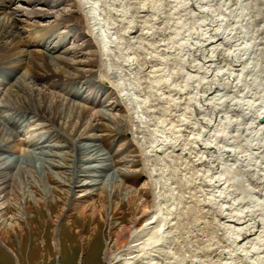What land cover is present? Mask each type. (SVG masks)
<instances>
[{
    "label": "bare ground",
    "instance_id": "obj_1",
    "mask_svg": "<svg viewBox=\"0 0 264 264\" xmlns=\"http://www.w3.org/2000/svg\"><path fill=\"white\" fill-rule=\"evenodd\" d=\"M79 1V6L92 21L89 24L90 27L93 26V31H91L94 36L93 42H97L101 49L99 58H105L107 61L106 66L109 68L107 70L115 72L118 87L122 88L123 98L128 102L130 113L132 111L134 113L133 122H145L147 128L151 126L149 122H153V126L162 129L161 135L156 139L153 138L155 139L154 144L147 147L146 154L161 161L164 157L162 155L178 154V157L185 158V161L192 162L200 169L194 177L189 176L187 178L186 185L177 182L179 183L178 186H173L174 183L170 182L171 179L165 178L167 171H162L158 175L154 173L152 177L160 178L155 183L153 182L157 193H155L153 209H151L144 201H141L133 189L123 184V177L117 169H114L111 162L113 156L104 147L103 150L107 152L102 151L100 135H97V137L91 132V136L85 137L83 143L80 142V139L73 140L76 144L75 151L64 154L57 152L62 145H55L48 141L49 135L36 137L29 133L28 142L30 144L28 147L33 149V152L28 151V153H24L22 157H19L5 150L4 153H1L4 158L0 160V179L4 180L9 174H13L15 180H19L15 191L20 196V199L18 198L22 207L20 215H27L25 206L28 203L35 204L38 201L28 188L31 185L36 186L43 193V203L56 205L57 198L53 192L57 193V191L50 186V181L53 180L50 176L59 178L61 176L59 183L69 187L74 195L77 192L80 193V189H82L81 192H85L84 195L77 198H86L99 192V203L81 209L79 213L81 219L91 218L94 221L97 218L102 221V215L106 211L113 209L112 211L115 214L120 213L118 211L122 204L127 205L129 209H133L135 214H140L132 220L129 227L114 223L113 216L110 236L114 237L115 241L108 244L105 252L106 261L109 264L119 259L113 254L114 249H119L120 253L127 256L124 257L126 264H264V205L258 200L254 204L258 205L259 208L241 202L243 198L251 203L256 201L255 196L261 195L264 197V193H262L264 189L259 187L257 190L259 193L253 195L254 200H252L249 198L251 195H246V190L237 189V192L233 186L234 181L231 180V176H233L235 168L234 162L230 163L229 166L225 165V170L220 166L224 159L229 162L235 161V163L245 164L250 155L252 158L256 155L261 159L255 162L256 167H261L262 160H264V97L259 90H256L257 95H254V92L250 93L251 98L258 103V107H255L256 103L251 98L249 100L246 98L249 91L255 90L253 83L255 84V80H257L256 78L253 80L254 78H249V76L247 78L246 73L257 70L261 60L258 57L264 54V47L262 48L264 46V21L261 24L258 23L256 29L252 28V35L258 36L256 37L258 41H256L251 34L249 35L251 40H255V42H252L253 44H247V42L244 45L242 43L234 44V39H237L236 35L232 32L222 31L220 27L222 22H219L216 26L211 25L209 28H204L201 38L196 42L193 39L188 41L187 38H181L178 40L179 42H175L179 36L176 37L171 31L169 26L171 21L168 19L175 21L171 24L174 26V30H178L175 29L178 28V24L181 25V30L178 33L176 32L179 35L183 31L182 28H185L187 15L193 19L195 15L203 13L206 7L205 0H174V3L179 4L180 1L181 5L183 3L182 7L185 14L183 17L180 15L175 16L176 13L180 12V9L172 4L171 14H165L167 19H165L166 17H164L162 11L163 0ZM234 1L240 0H231L232 3ZM0 2V13H2L5 9L2 3L4 1ZM37 3H43V7L46 8L44 13H38L41 14L38 17L42 20L55 18L59 22L55 25L66 27L64 23L69 17H60V14L58 15L54 11L63 7L65 2L59 1L56 3L53 0H29L28 2L30 5ZM262 8L261 10H264V3ZM102 14L107 23L104 27L108 25L110 27L108 28L109 31L115 30L113 33L103 30ZM218 20L220 21V19ZM216 21L214 20V22ZM161 22L164 27L159 29L157 26ZM167 25L168 29L166 30L165 26ZM20 26L21 22L15 18L11 19L9 17L0 20V62L4 63V65H0V68L8 69L12 63L20 62L25 67H29L30 75L33 77H37L33 70L36 72L37 69H40L48 74L45 72L44 75L39 77L43 78L46 75L54 74L57 76V80L53 79L56 83L66 85L75 80L65 82L76 76L74 74L77 64L69 60L72 51L63 58L55 57L54 53L58 51L59 47L58 42L45 54L42 55L41 53L39 60L46 61L47 64L36 63V65L33 60L39 58L36 57L38 53L34 54L29 51L31 42L28 39L24 43L20 40V37L23 36ZM47 30L48 28L43 31L36 29L33 36L43 34ZM51 30L52 28L48 31ZM74 30L75 28L70 33H73ZM60 31L64 36L61 42L67 43V41H70V33L65 36V32ZM119 32L122 33V36L119 35ZM73 34L74 37L79 36L81 41H85L83 40L84 37L77 34L76 31ZM156 36L161 39L157 41ZM247 36L248 34H244L243 38ZM56 39L58 40V38ZM183 40L191 43L188 45L189 56L185 58L189 63V70L187 69L189 72L186 77L180 80L178 85L171 88L169 83L176 77V74H184L180 71L181 68L177 69L174 64H170V62H179L175 57H179L182 51ZM227 41L233 43L228 49L224 46L227 45ZM145 42H147V45L144 44ZM21 43L22 45H20ZM52 43L50 42L49 45L53 46L55 44ZM86 44L85 47H88L89 44L87 42ZM145 45L147 46L146 49L144 48ZM245 46L253 47L255 50L246 53ZM79 50L82 51L83 49L80 48ZM220 50H224L226 53H221L222 56H218ZM190 52L193 53L190 54ZM28 55L33 62L32 64L30 61L31 66L30 63L26 65L24 61V58ZM186 61L184 64H186ZM61 66L65 68L62 69ZM103 68L105 69V67ZM172 68L177 71L173 72ZM202 70H205V73H202ZM22 71L21 68L14 74L7 72L2 77V79L8 80L5 87L10 88L7 91L6 102L0 100V104H2L1 111L5 115H0L2 117L0 121H3L0 122V151L8 146V142L14 141L15 138H18L21 133L29 128L28 124L34 119L32 117L33 112L45 116L47 120L50 119L49 121L54 124L64 125L73 135L91 130H96L94 133L97 132V128L94 129L96 126L94 121L98 119L97 115H94L95 118H93L92 123L86 124L85 108L75 103L76 100H85V90L80 89L78 92L73 93L75 102L64 101V98L58 101V98L61 97L50 93L47 89H38L31 77L29 80L23 76L19 79L18 76L19 74L22 75ZM77 71L79 72L78 69ZM250 79L253 83L249 82ZM154 80H156V85L152 83ZM131 81L134 82L131 83L133 85L130 91L127 85L130 87L129 82ZM246 81L248 89L244 85ZM98 82L102 93L105 92L106 85L111 86L105 78L98 79ZM261 83H263L262 80L255 85L261 86ZM145 86L151 89V94L143 91ZM241 87L245 91L243 88L241 90ZM234 93H242V95H239L237 99ZM101 95L96 98L100 99ZM218 95H221V97L216 100ZM159 102L162 104L161 108L153 110ZM218 102L226 107L229 104L232 107H240V105H246L248 102V106L257 110L251 117L252 121L250 122L257 137L256 153L252 152L249 155L235 145H229L232 147L226 148V146L220 144L219 137L221 133L225 134L226 122H218V116H220V114L217 116L216 112ZM102 106L106 108L105 103H102ZM143 106H145V109L142 108ZM18 108L21 110H18ZM190 108L192 109L191 113L199 115L197 132L193 133L192 137L194 141L193 148H188L182 134V132L185 134L183 129L186 125L184 123L191 122L188 117V114H191L189 112ZM157 111L160 112V116L156 118L154 112ZM27 112L29 115H27ZM97 113L100 117L119 122L118 118L110 116L108 112L100 111ZM9 114H12L13 118L6 116ZM227 116L228 118L225 119L229 120V114ZM156 120L157 122H154ZM75 121L76 123H74ZM180 122H184L183 129L180 128ZM231 135L228 134L227 136ZM233 137L234 135L231 139ZM84 139L82 140L84 141ZM40 141L46 142V144H38ZM14 142L17 143L16 140ZM33 145L35 146L33 147ZM67 148L70 149L68 146ZM37 150H40L42 154L37 153ZM54 150L57 151L53 152ZM58 159L61 160L58 161ZM64 161L71 162V165L66 167ZM250 164L252 165V163ZM48 166L58 171L60 176L53 175L48 170ZM78 169H80L79 172ZM200 171L201 173H199ZM81 173L83 175H80ZM29 178L31 181H28ZM196 181H199V184ZM195 184L199 188L206 189L202 191L205 200L200 198L199 191H194ZM162 185L164 187L168 185L170 189L168 195L165 192L166 188L161 189ZM76 199L74 200L77 201ZM12 201H16V199H12ZM6 208L7 204L0 199V215L3 214V210ZM257 211L260 212L257 213ZM63 213L64 209L61 216ZM211 214L213 216H210ZM148 216H151L150 219L141 228H138L140 219ZM16 221L17 219L1 220L0 225L2 224L3 227H0V235L7 236L9 232L16 233L19 226ZM104 221H106V218L103 223ZM114 227H118V231L113 230ZM129 235L134 239L138 238L136 245L127 246ZM121 258L123 257L121 256Z\"/></svg>",
    "mask_w": 264,
    "mask_h": 264
},
{
    "label": "rangeland",
    "instance_id": "obj_2",
    "mask_svg": "<svg viewBox=\"0 0 264 264\" xmlns=\"http://www.w3.org/2000/svg\"><path fill=\"white\" fill-rule=\"evenodd\" d=\"M0 1H4V3L3 2L2 3L6 7H8L7 9H4L2 13H0V20H5V18H9V17L11 19L13 18L18 19V21L21 22L20 30H22L21 34L23 35V36L21 35L22 37H20V40H22L23 43L26 42L27 39L29 41L34 42V46L30 49V52L34 54L38 53V55L36 54V57L39 58L36 59L35 61L33 60L35 64L36 63L42 65L47 64L46 61H41L39 59L41 53L42 55L45 54V48H43L42 45L48 40L47 38L48 35L42 36V38H39L37 40L32 39L31 34H33V32H35L36 29L42 30V28L43 29L48 28L49 30L52 28L53 32L57 30L58 33L61 35V31L58 30L60 29L62 30V32H65V36H66L67 33H70L71 30L75 28L74 32L76 31L77 34H81L84 37L83 40L85 41H81L79 39V36L74 37L73 34L74 32L71 33L72 41L70 42V44L67 43L65 45L66 47L61 49L59 53L55 55V57L57 56L59 58H63L67 54L69 55L70 51H72L69 56V60L72 61V63L74 62L77 64L76 68L79 70V72L77 71V69H75V74L74 73L73 74L76 76H74L72 79L66 80L65 82L76 78V83H74L77 85L76 89H74L73 87H68V89H66V87L63 86V84H59L53 81V79L57 80V76L54 74L49 76L46 75L43 78L39 77L45 74L46 72L45 70H43L45 72H42V70L40 69H37L36 72L35 70H33L34 74H36L37 76V77H33L30 75L31 72L29 71V67L27 66L25 67L23 63L14 62L12 66L17 67V69L22 68L23 70L22 75L19 74L18 76L19 79L23 76V77H27V79L29 80V78L31 77L32 81L35 83L38 89H44V90L47 89L48 91H50V93H54L58 97H61L58 98V101L64 98L63 99L64 101L75 102L74 100H71L73 97L71 95V91L73 90L77 91L78 90L77 87H82L83 83L92 81L91 84H93L94 87L88 90V94L90 95L88 100L86 101L76 100L75 103L78 104L80 107L85 108L84 110L86 111V118H85L86 124H90L93 122L94 120L93 118H95L94 115H97L98 117V119L94 121L96 123L94 129L97 128V132L94 133V131L96 130L94 131L91 130L89 132L87 131V132H82L81 134L73 135L69 130L65 128L64 125L54 124L49 121L50 119L47 120L45 116L33 112L32 117H34V119L28 124L29 128L26 129L24 133H21L18 138H15L17 143L14 142L15 140L14 141L12 140L10 143L8 142L7 144L8 146L6 145L7 147H4L3 151H0V160L1 159L3 160L4 156H2L3 154L1 155V153L2 152L4 153L5 150H8V152H11L13 155L19 157H22L24 153H28V151L33 152L34 150L28 147L30 144V142H28L30 138L29 133H32L36 137L37 136L40 137L41 135H49L50 137L48 138V141H51L52 144L64 146V147L60 146L61 148H59L58 151L54 150L53 152L57 151L58 153L68 154L70 152L72 153L75 151L76 144L74 143L73 140L80 139V142L83 143L85 142L84 138L90 137L92 132L93 135L101 136L100 142L102 145L101 147L102 151H104L103 149L105 148L106 150L111 152V155L113 156L111 162L114 166V169H117V171H119L120 175L123 177L122 179L123 184L133 189L136 192V194L139 196L141 201H144L148 206H150L151 209H153L155 193H157V190H155L153 186V182L155 183V181L158 180V178H160V177L155 178L154 176L152 177L154 173L158 175V173L162 171H167L168 173L166 172L165 178L171 179L170 182L174 183L173 186H178L179 183H183L184 185H186L187 178L189 176L194 177L195 174L198 173L197 171H199L200 168H197L196 165H194L192 162L188 163V161H185V158H182L180 156L178 157V154H172L166 156L162 155V157L164 156L162 158L163 159L162 161L154 157H150L146 154V152L148 151L147 147L154 144L155 139L161 135L160 132L162 129L161 127L156 126L157 127L156 128L155 126H153L154 124L153 122H149L151 124L150 128H147L145 122L142 123H137V121L133 122L134 113L133 111L130 113L128 102L125 98H123L121 91L122 88L118 87V82L116 81L115 72H111L112 70H107L109 68H107L106 66L107 61L105 58L103 57L102 59L99 58L101 49H100V45L97 42L95 43L93 42L94 36L92 35L91 32L93 31V26L90 27L89 24L92 21L90 17L85 12H83L81 6H79L78 3L80 2L79 0H53L56 3L59 1L65 2L63 7L54 10L55 13H58V15L60 14V17H69V19H67L64 23L66 26L65 28L55 25L56 24L55 21H57L55 18L45 19L46 20L45 21L42 20L40 17H38V13H44V11L46 10V8L43 7V4H39L36 7L34 6L32 7L33 9H31L28 3H26L29 0H0ZM173 1L174 0H163L162 11L164 13L163 14L164 17H166L165 14L167 15L171 14L173 10L171 8L172 4H174V7H178V9H180V12L176 13L175 16L180 15L181 17H183V15L185 14L183 11L184 8L182 7L183 3L181 5V1L179 2V4L174 3ZM204 3H206L205 4L206 7L203 10V13L197 16L195 15L193 19L189 15L186 16L185 28H182L183 31L182 33L180 32L179 35H177V33L178 31L181 30V25L178 24V28H175L178 30H174V26L171 24L175 23V21L168 19L169 21H171V24L169 25L171 27V31L175 34L176 37L179 36L177 37V40H175V42H179L178 40L181 38L182 39L187 38L188 41H190V39H193L196 42L199 40V38H201V34L204 28H209V26L211 25L216 26V24L218 25L219 22H222V25L220 26L222 28V31H226L227 33L232 32V34L236 35L237 39L236 40L234 39L233 41V43L235 42L234 44L242 43L244 45L246 42L247 44H249L255 42V40L258 41L256 39V37L258 36H253L254 34L252 35L251 31L252 28L256 29L258 23L261 24L262 21H264V10H261L263 9L262 7L264 0H260V1L240 0V1H234L233 3L231 2V0H205ZM165 19H167V17ZM218 19H220V21ZM214 20L217 21L214 22ZM209 22H213V23H209ZM102 23H104L102 24L103 30H106L107 32H111V33L115 31V30L109 31L108 28L110 27L108 25L104 27V25L107 23L104 19L103 14H102ZM35 25L36 27H34ZM157 27L159 29L163 28L164 24L161 22V24H159V26ZM165 27L167 30L168 25ZM233 27L235 28L234 30L235 33L233 31ZM244 34H248V36L243 38ZM250 34L254 37L255 40H251L249 38ZM119 35L122 36V33L119 32ZM182 35L185 36L182 37ZM61 37L63 38L64 36L61 35ZM54 39H52V41ZM155 39L158 41L161 38L156 36ZM61 41L62 39L58 38L59 45H61L62 43ZM183 41L184 44L181 47L182 51L179 57H175L176 59L179 60V62L176 63L170 62V64L171 63L174 64L175 65L174 67H177V69L181 68L180 71L184 72V74L183 73L182 74L180 73L181 75L176 74V77L172 79V82L169 83V86L171 85L170 86L171 88L174 85H178L180 83V80L186 77L187 73L189 72L188 71L189 63L188 61L185 60V58H188L189 56L188 45L191 43L185 42V40ZM86 42L89 44L88 47H85V45H87ZM233 43H231V41H227V45L224 46L228 49ZM75 44L78 45L75 46ZM144 44L147 45V42H145ZM20 45H22V43ZM146 45L144 47L145 49L147 48ZM263 47L264 46H262V48ZM80 48L83 50L82 51L79 50ZM245 48H246V53H250V50L252 52V50L254 49L253 47H249V46L248 47L245 46ZM66 50H70V51L67 52ZM117 53L122 54L119 52ZM191 53L193 52H190V54ZM221 53H226V52L224 50H220L218 52V56H222ZM263 55L264 54H261L258 57L261 58V60L259 62V66L257 67V70L255 72L252 71L250 73H246L247 78L249 76V78L251 77L254 78L253 80H255V78L257 79L255 80V84H258L260 80L263 81V83H261L262 84L261 86H257L252 82L251 79L249 80V82L253 83L255 90L248 92L246 96L248 100L249 98H251L250 93L254 92V95H257L256 90L261 91L262 96L264 97V85H263L264 56ZM24 61L26 62V65L27 63H30L31 60L29 55L24 58ZM185 61L186 64H184ZM32 64L30 63L29 65L31 66ZM0 65H4V63L0 62ZM62 66L61 68L64 69L65 67ZM103 67H105V69ZM1 70L2 72L4 71L3 69ZM171 70H173V72L177 71L174 68H172ZM202 73H205V70H202ZM96 75H99V77ZM101 78H105V80H108L110 82L111 87L113 88L110 89L109 87L110 91H108L107 94L105 93L106 95H104L102 91L100 92V89L97 92V88L99 87L95 84V82L99 84L98 79ZM126 78H128V76H126ZM44 79L46 80L43 83ZM4 82L5 80L3 79L0 80V100H2V102L4 101L6 102L5 99H6L7 91L10 88V87L6 88ZM133 82L134 81L129 82L130 87L129 85H127L128 86L127 88L130 91L132 90L133 84L131 83ZM152 83H155L154 85H156V80L152 81ZM244 85L245 88L248 89L247 81L244 83ZM242 88L243 87H241V90ZM143 91H145V93H150V94L152 93L151 89L148 86H145L143 88ZM189 92L191 93V91ZM100 93L104 96L102 97ZM234 94H236L237 99L239 95H242V93H234ZM98 95H101L102 97L100 98L99 104L95 103V99H94V96L96 98ZM220 97L221 95H218L216 97V100L219 99ZM102 99H104L105 101H103ZM253 102L256 103L255 107H258V103L255 100H253ZM102 103H105L106 108L103 106L101 107ZM157 104L158 105H156L154 107L155 109L153 110L161 108L162 104L160 102ZM1 105L2 104H0V109H1ZM142 108L145 109V106H143ZM103 109H105L106 111H104ZM18 110L21 109L18 108ZM191 110L192 109L190 108L189 110L190 113ZM100 111L110 113V116L118 118L119 122H114L113 119L110 120L109 118L100 117L99 114L97 113ZM256 111L257 110L251 108V106H248V102L246 105H240V107L239 106L232 107L230 104L229 106L226 107L222 103L218 102L216 107L217 116L218 114H220V116H218V122H226L224 129L225 134L227 135L232 134L231 136H227L224 133H221L219 137L220 144L226 146V148H231L232 146L235 145L237 146V148L238 147L241 148L243 151H245V153L249 155L252 152L256 153L257 151L255 149L257 148L256 147L257 137L254 133V128L251 127L250 125V122L252 121L251 117L255 114ZM154 113L156 118L157 116H160L159 111ZM192 113L188 114V117L191 119L190 120L191 122H187V123L185 122L186 124L184 122H180L181 125L180 123H178L180 125V128L182 127L181 129H183L184 127L187 128V129L185 128L183 129L186 135L184 134V132H182V134L184 135L183 138L185 139V142L188 144V148H193L194 145L193 143L194 141L192 139L193 133L197 132V127L199 125V122H197V120L199 119V115L195 113H193L192 115ZM2 114L4 115L3 112L0 113V115ZM227 114H229V120L225 119L228 118ZM1 119L2 117H0V120ZM154 122H157V120ZM192 122H194L195 124ZM74 123H76V121ZM183 123L186 126L183 127ZM227 123H229V125H227ZM233 135L234 137L231 139ZM82 139H84V141ZM86 139L90 140L89 138ZM38 144H46V142L43 143L42 141H40ZM35 145H33V147ZM67 146L70 147L69 150ZM192 151L195 152L194 149H192ZM37 153L42 154L40 150H37ZM60 160L61 159H58V161ZM226 160L227 159H224L223 162L221 161L222 164H220V166L225 170V165L229 166L230 163L234 162L235 168H234L233 176H231V180L234 181L233 186L235 187V189L246 190V195L247 194L251 195L249 198L254 200L253 195L255 196V194L259 193L257 191L259 187L264 189V160H262L263 163L261 162L262 163L261 167L255 166L256 165L255 162L257 160H261L256 155H254L253 158L250 155L248 161L245 164H242L240 162L235 163V161L229 162L228 160L227 161ZM64 163L66 167L71 165V162L69 161H64ZM250 163H252V165ZM48 170L53 175L60 176V173L54 170L53 167L50 168L48 166ZM59 171L61 172L62 170ZM77 171L79 172L80 169H78ZM199 173H201V171ZM12 175L9 174V176H7V178L4 180L0 179V199L7 204V208L3 210V214L0 215V222L1 220L4 219L7 220L17 219L16 222L18 223L19 226L17 228L16 233L9 232V235L7 236L0 235V264H109L108 261H106L105 252L108 248V244L109 243L112 244L115 241V238L110 236V232L112 231L110 226L113 216H114V223H116L117 225H124L127 227L131 225V222L135 217L140 216V214H135L133 209H129L127 205L122 204L118 211L120 213L115 214L112 211L113 209L106 211L102 215V221H100L97 218L94 221L91 218L86 220L81 219L79 217V213L81 209L83 210V208L90 207L92 205L99 203V199H100V196H98L99 192L94 193L93 195H90L86 198H77L81 195H84L85 192H81L82 189H80L79 191L81 194L77 192L74 195V193H72V190H70L69 187H66L59 183V181L61 180V176L60 178L55 176L54 177L50 176V178L53 179L50 181V186L53 187L55 191H57V193L53 192L57 198L55 203L56 205L52 206L43 203L42 200V198L44 197L43 193L39 191L36 186L31 185L28 188L34 194V196L37 198L38 201L35 204L28 203V205L25 206L27 215L22 216L20 215L22 208L20 206V200H19L20 196L19 193L15 191L16 184H19L18 182L19 180L18 181L15 180V177ZM80 175L83 174L81 173ZM184 177L185 179L183 180ZM28 181H31V179L29 178ZM197 183L199 184V181ZM196 184L194 191L195 190L199 191L198 195L200 196V198L205 200L206 198L202 196L203 194L202 191L206 189L203 187L199 188L198 185ZM163 188H166L165 192L168 195V191L170 190L168 188V185H165V187L164 185H162L161 189ZM247 190L250 191L248 192ZM262 193H264V191ZM241 198L243 197L241 196ZM255 198L256 201H252L251 203L249 201H245L246 199L244 198L241 199V202L242 203L246 202L248 203V205H253L254 207L256 206L258 208L259 206L255 205L254 203L259 201L264 205L263 196L259 195V196H255ZM12 199L14 200L16 199V201H12ZM74 199H76L77 201H75ZM63 209H64V213L61 216ZM260 211H257V213ZM210 216H213V214H211ZM150 217L151 216H148L146 218H141L139 222L140 224H138V228H141L144 225V223L150 219ZM105 218L106 221H104L103 223V220ZM0 227H3L2 224L0 225ZM118 229H119L118 227L113 228V230L115 231H118ZM137 241L138 238L134 239V237L129 235L127 239V246L130 245L133 246V244L136 245ZM114 250L117 252H115ZM114 250L112 251L113 254L116 255L119 259L112 261V263L126 264L124 257L127 256H124L125 254L120 253V251H118L119 249H114ZM121 256L123 258H121Z\"/></svg>",
    "mask_w": 264,
    "mask_h": 264
},
{
    "label": "water",
    "instance_id": "obj_3",
    "mask_svg": "<svg viewBox=\"0 0 264 264\" xmlns=\"http://www.w3.org/2000/svg\"><path fill=\"white\" fill-rule=\"evenodd\" d=\"M264 121V120H263Z\"/></svg>",
    "mask_w": 264,
    "mask_h": 264
}]
</instances>
